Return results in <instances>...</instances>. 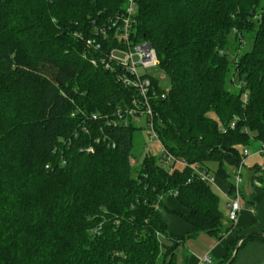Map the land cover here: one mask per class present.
Returning a JSON list of instances; mask_svg holds the SVG:
<instances>
[{
  "label": "trees",
  "instance_id": "16d2710c",
  "mask_svg": "<svg viewBox=\"0 0 264 264\" xmlns=\"http://www.w3.org/2000/svg\"><path fill=\"white\" fill-rule=\"evenodd\" d=\"M260 3L136 0L135 39L153 46L170 82L163 98L166 89L152 82L154 128L188 163L169 171L150 155L134 168L133 123L111 128L90 118L136 97L100 63L116 42L113 31L97 30L124 0H0V264H155L160 255L175 264L184 237L158 211L166 193L197 231L223 236L219 196L189 166L211 173L206 163H217L212 174L230 194L228 167L246 159L242 148L264 145ZM245 32H253L251 50L230 57ZM91 38L99 50L86 45ZM261 171L254 180L264 183ZM250 239L264 236L241 244Z\"/></svg>",
  "mask_w": 264,
  "mask_h": 264
},
{
  "label": "built area",
  "instance_id": "2783aa9c",
  "mask_svg": "<svg viewBox=\"0 0 264 264\" xmlns=\"http://www.w3.org/2000/svg\"><path fill=\"white\" fill-rule=\"evenodd\" d=\"M137 11L136 0H124V6L116 15L115 21H112L106 27H101L97 30L98 35H106L109 31H113L116 44L109 48L104 57L100 58V63L104 69L116 74L117 79L126 87L132 88L136 97H134L130 104L116 109L111 115L94 113L90 116L91 119H100L107 127L127 126L130 123H135L138 120L145 119L150 137L156 139L160 144L161 153L160 160L164 167L169 171L174 166L186 167L188 163L183 159H178L172 155L161 144L157 132L154 128V113L151 106L153 97H157L152 84L156 79L152 76L150 70L158 68V58L153 46L146 41H137L134 34L135 15ZM102 33V34H100ZM88 47H93L96 50L101 48V43L95 38L86 40ZM93 63H95L93 61ZM164 76L162 75V78ZM160 96L163 98L165 92ZM135 125V124H134ZM106 136L101 135L96 138V142L105 140ZM113 146V145H112ZM86 152L92 153L93 146H88L84 149ZM243 154L245 158L251 156L249 149H244ZM255 154L263 155L264 159V145H261L259 151ZM133 161V159L131 160ZM245 160L240 162L234 175V191L226 194L228 201V219L231 223H235L238 219L241 205H240V183L242 181L241 170ZM64 163V161H63ZM193 173L201 181H204L210 186L216 185V176L198 165L189 166ZM264 170V163L261 166Z\"/></svg>",
  "mask_w": 264,
  "mask_h": 264
},
{
  "label": "crops",
  "instance_id": "0c3cea01",
  "mask_svg": "<svg viewBox=\"0 0 264 264\" xmlns=\"http://www.w3.org/2000/svg\"><path fill=\"white\" fill-rule=\"evenodd\" d=\"M257 155L260 154H251V156ZM261 158L263 159V155ZM253 167L255 170L259 168L258 164H254ZM253 179H257V177L254 176ZM242 183L243 177L240 187ZM212 187L219 196V208L224 222L222 225L224 228H229L221 238L197 231L194 226L180 217L179 214L187 215L188 210L178 202L173 194L166 193L160 197L158 211L169 231L176 237H184L182 243L174 251V263L222 264L226 255L228 253L233 255L235 248L238 247L229 264H264V241L250 239L241 244L243 239L249 238L246 237L247 235L264 233V191H245L244 186V191L240 190L241 210L238 219L235 223H231L228 219V201L226 199V194H229L228 183L217 178L216 185ZM243 193L246 196L245 199L242 198ZM165 243L170 244L169 241H165Z\"/></svg>",
  "mask_w": 264,
  "mask_h": 264
},
{
  "label": "rangeland",
  "instance_id": "374dc122",
  "mask_svg": "<svg viewBox=\"0 0 264 264\" xmlns=\"http://www.w3.org/2000/svg\"><path fill=\"white\" fill-rule=\"evenodd\" d=\"M260 7H264V0H261ZM253 33V32H252ZM252 33L251 32H245L242 35V42L239 46L237 54H235L234 49V43L231 45V52L230 57H235L236 55L243 54L246 51H250L252 48ZM234 39V35H231L230 40ZM236 45V44H235ZM234 49V51H233ZM152 76H154L156 79L159 80V86L164 89H168L170 82L167 75H165L160 68H153L150 70ZM162 75L164 76L162 78ZM211 116H213V113H210ZM135 128L132 132V147H131V154L133 158V166L134 168H138L141 162V159L144 155H150L158 159L160 157L161 153V147L160 144L157 142L156 139H152L150 137L149 129L146 125L145 119L138 120L134 123ZM261 148V145L258 142H254L252 146L249 148V152L251 154H255L259 151ZM245 148H242V151ZM254 164H258L259 167L263 165V159L261 158V155L257 156H251L245 159V163L242 169V177H243V183L241 184L240 190L244 191H264V188H258L261 184L264 185V183H259L253 179V177L256 175L255 169L253 167ZM206 166L209 168L211 172L215 170L217 167V163L215 162H207ZM235 167H228V172L230 173V180H234V175L236 172ZM261 176L264 178V171L260 172ZM244 193L242 195V198L245 199ZM224 217V216H223ZM222 223L223 220H222ZM96 232V230H95ZM155 264H167L163 261V256H159Z\"/></svg>",
  "mask_w": 264,
  "mask_h": 264
},
{
  "label": "water",
  "instance_id": "95a60500",
  "mask_svg": "<svg viewBox=\"0 0 264 264\" xmlns=\"http://www.w3.org/2000/svg\"><path fill=\"white\" fill-rule=\"evenodd\" d=\"M264 236V233H261V234H250V235H247L246 237H252V236ZM237 249H238V247H236L235 248V251H234V253H233V255H232V257L229 259V261L226 263V264H229L231 261H232V259L234 258V255H235V252L237 251Z\"/></svg>",
  "mask_w": 264,
  "mask_h": 264
}]
</instances>
